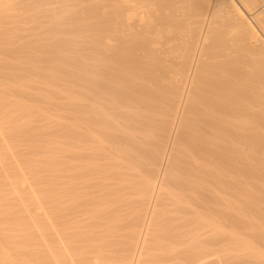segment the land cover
<instances>
[{"label": "bare ground", "instance_id": "bare-ground-1", "mask_svg": "<svg viewBox=\"0 0 264 264\" xmlns=\"http://www.w3.org/2000/svg\"><path fill=\"white\" fill-rule=\"evenodd\" d=\"M0 156V264H264V0H0Z\"/></svg>", "mask_w": 264, "mask_h": 264}, {"label": "rangeland", "instance_id": "rangeland-1", "mask_svg": "<svg viewBox=\"0 0 264 264\" xmlns=\"http://www.w3.org/2000/svg\"><path fill=\"white\" fill-rule=\"evenodd\" d=\"M49 125H51V124H49ZM0 158L2 159V156H0ZM3 159H4V158H3ZM5 160H6V159H5ZM5 160H4V161H5ZM1 163H2V162H1V160H0V166H1ZM2 166H3V165H2ZM35 194H36V192H35ZM41 206L43 207V209L40 208ZM40 207H38L39 209L36 208V210H38V211H40V212H43V211L45 212V204H40ZM46 216L48 217V214H46Z\"/></svg>", "mask_w": 264, "mask_h": 264}]
</instances>
